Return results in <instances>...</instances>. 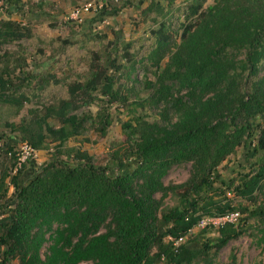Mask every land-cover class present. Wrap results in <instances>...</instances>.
<instances>
[{
    "label": "trees",
    "instance_id": "1",
    "mask_svg": "<svg viewBox=\"0 0 264 264\" xmlns=\"http://www.w3.org/2000/svg\"><path fill=\"white\" fill-rule=\"evenodd\" d=\"M174 1L150 0L143 11L156 25L143 58L153 81L146 84L147 97L129 104L148 106L155 119L136 115L120 124L131 169L121 172L115 159L118 170L109 174L107 166L93 165L85 153L65 149L71 160L57 157L22 184L24 162L15 168L11 153L14 175L0 174V264H213L210 250L243 234V225L234 224L237 219L217 227L213 245L173 243L201 219L237 212L246 213L264 234V207L233 206L223 191L233 181L225 182L217 170L240 155L239 167L247 171L238 175L233 191L252 201L254 192L264 190V0H214L207 6L206 0H184L178 15ZM102 11L99 21L106 14ZM25 36L19 23L0 20V46ZM118 50L92 53L86 72L66 85L67 98L26 125L21 142L35 151L52 143L59 154L87 129L103 137L111 125L109 108L128 104V91L119 84ZM129 70L126 78L134 63ZM50 80L40 81L39 88ZM12 88V80L0 73V101L19 106L24 97ZM92 105L94 114L87 111ZM46 119L55 120L57 128ZM184 164L190 165L185 182L164 186L168 171ZM168 193L176 196V205L162 208Z\"/></svg>",
    "mask_w": 264,
    "mask_h": 264
},
{
    "label": "rangeland",
    "instance_id": "2",
    "mask_svg": "<svg viewBox=\"0 0 264 264\" xmlns=\"http://www.w3.org/2000/svg\"><path fill=\"white\" fill-rule=\"evenodd\" d=\"M10 1H18V4L12 7L0 2V20L19 23L20 28L23 29V32L28 33V36L0 46V73L12 80L13 88L10 92H15L16 96L23 95L24 97L19 106L14 103L4 104L0 101V174L8 173L9 175L10 173L9 177L14 175V168L10 170L13 161L11 153L14 155L16 163V159L22 153L20 148L29 147L26 143L21 142L25 136V131L22 129L33 121L43 118L48 107L55 108L61 100L67 98L66 85L78 75L86 72V65L92 53L105 52L113 47L119 49L115 53L119 74L123 73L119 84L121 88L124 87L128 91V104L113 105L109 108L111 125L103 137H100L92 129H87L81 136L69 139L60 149L59 154L55 150V144L52 143L44 146L41 150H33L24 160V171L18 181L23 184L40 166L57 157L62 161L71 160V153L66 156L65 149L85 153L90 157L93 165L107 166L109 174H114L118 170L115 159H120L121 172L129 171L133 161L126 160L124 157L125 138L120 124L131 122L136 115H141L148 121L155 119L154 112L148 106L131 105L134 104L133 102H139L147 97L149 90L146 88V84L153 81L152 70L143 59L152 47L153 39L150 36V29L156 27L143 15L150 0ZM183 1H174L172 10H179V12H174L175 15L180 14V11L184 9L185 2ZM212 1L214 0H206L204 6L211 5ZM86 3H90L91 7L104 6L105 9L102 13L106 14L101 21L98 20L94 11L83 15L80 18L81 22L69 19V14L75 7ZM112 9L116 11L115 14H111ZM171 21L176 30L178 23L175 19ZM178 21L182 22L181 15ZM87 28L88 31L85 32ZM132 63H134V70L126 78L124 73L125 71L130 73L129 67ZM49 76L53 80L39 88L40 81L44 83L46 79L50 78ZM27 78L30 80L25 83L21 81ZM54 81L59 82L55 84ZM96 110L97 108L93 105L87 109L91 114H94ZM45 122L57 128L55 120L46 119ZM7 146L12 148L10 153ZM240 159H242L240 155L230 156L217 169L225 182L233 181L230 190H223L224 198H227L233 206L238 208L264 207V190L254 192L252 201L238 196L233 191V187L238 184V175L247 171V169L239 167V162L242 163ZM29 161L31 166L29 163L26 164ZM15 168H18L17 165ZM189 169V164L172 167L163 178V185L167 187L182 184L188 177ZM8 180L7 177L5 179L6 198L12 193V187L7 185ZM215 187H219V185L216 184ZM220 189H222L221 186ZM160 197L159 194L155 195L156 200H159ZM175 205V195L168 193L162 199V208ZM237 214V221L234 224L243 225V234L237 240L228 242L221 249H211L210 255L213 254V264H264L263 232L254 222L247 220L246 213L237 212ZM207 219H201L198 225L184 237L183 243L195 241L199 246L215 244L219 224L217 221L209 222ZM242 220H244L243 223ZM232 257L234 261H232ZM8 264L18 263L13 260Z\"/></svg>",
    "mask_w": 264,
    "mask_h": 264
},
{
    "label": "built area",
    "instance_id": "3",
    "mask_svg": "<svg viewBox=\"0 0 264 264\" xmlns=\"http://www.w3.org/2000/svg\"><path fill=\"white\" fill-rule=\"evenodd\" d=\"M97 7V8H96ZM96 7H91L90 3H86L82 6H79V7H75L71 13L69 14V19L72 20V21H80V18L83 16V15H86L88 12L90 13L91 11H94L95 14H98L100 13L104 8L103 5H98ZM22 150V153H20V157H18L16 159V165L17 167L20 166L21 163L24 162V160H26V156H29L30 153L33 152V150L29 147H26V146H23L20 148ZM25 155V156H24ZM236 216L237 214L236 213H232V214H229V215H226L222 218H219V219H207V221L209 222H213V221H217V224L221 225L223 224L224 222H234L235 219H236ZM185 238H179L177 239L176 241H174L173 243V246H177V245H180L183 243V240Z\"/></svg>",
    "mask_w": 264,
    "mask_h": 264
}]
</instances>
